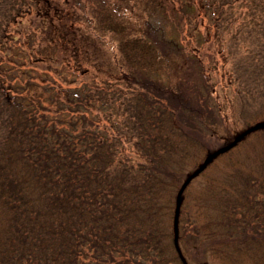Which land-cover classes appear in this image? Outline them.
Listing matches in <instances>:
<instances>
[{"label": "trees", "instance_id": "obj_1", "mask_svg": "<svg viewBox=\"0 0 264 264\" xmlns=\"http://www.w3.org/2000/svg\"><path fill=\"white\" fill-rule=\"evenodd\" d=\"M78 5L0 0V264H264V118L233 132L196 89L99 66Z\"/></svg>", "mask_w": 264, "mask_h": 264}, {"label": "rangeland", "instance_id": "obj_2", "mask_svg": "<svg viewBox=\"0 0 264 264\" xmlns=\"http://www.w3.org/2000/svg\"><path fill=\"white\" fill-rule=\"evenodd\" d=\"M77 1L78 9L85 11L77 9L83 32L88 34L86 28L91 32L89 51L99 66L114 73L123 69L135 77H149L180 95H195L196 89L203 107L219 112L217 117L229 123L233 132L263 120L264 0ZM151 30L166 40L173 39L181 54L152 44ZM194 61L200 63L202 73ZM118 87L124 86L114 89ZM118 94L114 95L119 97L114 117L123 127L127 125L129 94ZM216 130L221 138L228 136L221 122ZM126 147L130 153L125 156L132 160L133 152ZM218 162H212L207 172ZM200 180L196 177L192 187Z\"/></svg>", "mask_w": 264, "mask_h": 264}, {"label": "water", "instance_id": "obj_3", "mask_svg": "<svg viewBox=\"0 0 264 264\" xmlns=\"http://www.w3.org/2000/svg\"><path fill=\"white\" fill-rule=\"evenodd\" d=\"M260 124L254 126L253 128H257L259 127ZM240 139V136L237 137L234 142H237L238 140ZM234 142L228 144V145H225L223 147H219L218 149H216L214 152H212L211 154H209L208 156L205 157V159L203 160V163L195 170L193 171V173L191 175H189L184 183V185L182 186L181 190L190 182V180L192 179V177H195L197 176L200 172H202L206 166L210 163V161L216 157L218 154H221V153H224L225 151L229 150V148L234 144ZM179 204H180V200H179V194H178V197H177V208L179 207ZM176 217H177V212H176ZM179 255H180V258L183 262V264H187L182 255L180 254V252L178 251Z\"/></svg>", "mask_w": 264, "mask_h": 264}]
</instances>
